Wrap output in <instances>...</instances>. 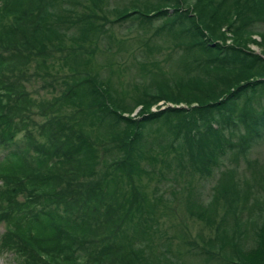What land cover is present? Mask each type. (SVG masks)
<instances>
[{
	"label": "trees",
	"instance_id": "trees-1",
	"mask_svg": "<svg viewBox=\"0 0 264 264\" xmlns=\"http://www.w3.org/2000/svg\"><path fill=\"white\" fill-rule=\"evenodd\" d=\"M254 36L264 0H0V249L184 264L161 226L173 199L206 231L185 251L199 264H264Z\"/></svg>",
	"mask_w": 264,
	"mask_h": 264
},
{
	"label": "rangeland",
	"instance_id": "rangeland-1",
	"mask_svg": "<svg viewBox=\"0 0 264 264\" xmlns=\"http://www.w3.org/2000/svg\"><path fill=\"white\" fill-rule=\"evenodd\" d=\"M120 34V33H119ZM252 39L256 42V44H249L247 45V47L253 51L255 54H259V53H263L264 52V47L260 48L257 44H261L260 40L258 37L254 36L252 37ZM226 43H230V40H227ZM261 46V45H260ZM127 73H124V76H126ZM123 78V77H122ZM40 89H37L36 91L38 92L37 95L41 96L44 95V92H39ZM48 97V95H47ZM154 109L152 108V111ZM137 112V109L132 113V116H134ZM3 152H1L0 150V156L2 155ZM251 159H255L258 163L262 164L264 163V145L258 149H256V151L254 153H252L250 155ZM143 184V180L141 181ZM180 184V183H179ZM150 185V186H149ZM148 186H146L144 188L145 194L148 196V198H150V187L152 186V184L150 183ZM212 185V183H208L204 190H202V195L203 198H206L209 193H210V186ZM179 185L176 184V187H178ZM165 193V197H167L168 199H171V196L169 194V190H163ZM170 206L173 207H178L177 208V217H174L175 212L173 211L172 215H170L169 217V222L166 221L164 222L161 226H162V231L164 233L165 236H168L170 239V249L174 252H178L180 253V259L184 264H199L198 260L195 259L194 257L187 255L185 251L188 250H193L194 248V244H198V234L202 233L204 235H206V231H203L201 229V225L199 222H197L194 219L189 218L182 210L181 206H178L176 204H174V200L172 199L171 203L169 204ZM4 223L0 221V239L1 236L3 235L4 232ZM182 235L184 236V238H186L189 241L188 246H183L181 240H180V236ZM202 235V236H204ZM172 239V240H171ZM192 248V249H190ZM0 264H21L20 260H16L15 255L12 254L11 251H7L5 249H0Z\"/></svg>",
	"mask_w": 264,
	"mask_h": 264
}]
</instances>
